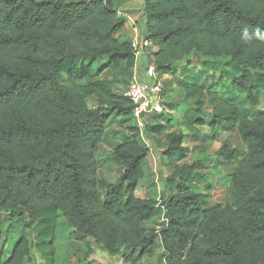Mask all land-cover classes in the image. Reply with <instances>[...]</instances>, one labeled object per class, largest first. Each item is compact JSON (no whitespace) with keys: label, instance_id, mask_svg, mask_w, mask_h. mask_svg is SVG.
Wrapping results in <instances>:
<instances>
[{"label":"trees","instance_id":"1","mask_svg":"<svg viewBox=\"0 0 264 264\" xmlns=\"http://www.w3.org/2000/svg\"><path fill=\"white\" fill-rule=\"evenodd\" d=\"M125 2L0 0V212L35 239L21 237L2 264H27L33 249L55 264L61 230L109 256L151 257L161 247L163 264H264V111L252 116L264 91V0H143L141 34L157 48L156 71L179 87L190 131L208 127L213 143L230 124L246 149L228 181L230 201L205 208L193 179L240 152L224 141L214 158L174 164L188 149L183 132H168L170 114L143 131L129 125L111 152L117 180L98 176L109 116L134 118L113 90L135 66L130 42L115 37ZM142 134L173 165L161 196L167 223L158 227L156 199L136 195L149 153Z\"/></svg>","mask_w":264,"mask_h":264},{"label":"rangeland","instance_id":"2","mask_svg":"<svg viewBox=\"0 0 264 264\" xmlns=\"http://www.w3.org/2000/svg\"><path fill=\"white\" fill-rule=\"evenodd\" d=\"M68 2H77L78 0H67ZM143 7V0H126L125 4H123L118 11L120 13H135L136 26L138 27V31L140 35H142V29L140 26V22L142 20L141 9ZM129 8V9H127ZM131 9V11H130ZM215 73V71L213 72ZM140 74L139 79L141 81L145 80V76ZM159 79L162 80L163 84V93L162 98L164 102V112L161 116H145L144 122L147 124H151L152 122H160L162 124H166V119L170 117L172 119L171 123L168 124V132H178L181 131L185 134V140L183 142V147L187 148L186 156L179 161V158L174 156V164L178 163L183 165L185 163H190L194 159H202L203 157L214 158L217 150L221 147L223 141H226L230 148L237 149L240 154L235 160L229 164H221L219 166L218 171H213L210 165H206L200 172L204 175H207V179H193V187L201 192L205 199L202 207H209L211 205L220 204L224 205L229 202V196L227 194L228 181L230 175L234 171V169L243 162V159L246 155V149L244 144L239 140V137L236 133L235 127L232 125H222L220 126V130L218 133V141L210 142V133L209 129L206 126L196 127V131L198 132V136H194V134L190 131L188 124L184 118V113L186 107L182 105L181 102V93L177 84L172 81L170 76L163 78L162 75L159 74ZM130 77L125 82L117 83L113 90L116 94L124 95L128 85H129ZM90 82V80L86 81L85 85ZM180 100V104L178 107V111L172 110L169 111L167 108L171 103H177ZM86 103L88 107L92 110L97 107V100L94 97H89L86 99ZM264 111V91H261L258 97V103L252 110V116L254 117L259 112ZM202 116L206 117V113H203ZM108 126L105 131L104 136L99 144L98 151L95 154L96 163L98 166V175L100 178H104L110 183H114L117 178L120 170L115 164L112 162L111 152L113 148L119 144L125 137L128 136L126 128L129 125L137 126L141 131L143 128L138 126V121L133 118L129 121H125L121 118H113V116H109V121L107 122ZM207 135V139L204 141ZM193 139V141H191ZM141 143L148 148L149 153L147 158L143 162V171L144 178L139 182L138 191L136 195L141 198H145L147 195H150L156 199L158 195L165 196L167 189H165V181L172 175L173 173V165L167 161L166 158L162 156V152L160 150V146H157L154 141L147 137L146 135H141L140 138ZM205 145L207 150L205 149ZM211 175V176H210ZM165 193V194H164ZM2 226H0V264L4 262L7 257L10 255L12 248L21 237L26 238L32 244L35 243L34 237L30 232H27L21 225H15L13 222H10L9 216L6 213L0 212ZM63 219H60V222L63 223ZM15 225V226H14ZM151 226V225H150ZM158 225L156 224V227ZM160 226V225H159ZM66 230H61L57 239L54 240V251H56V256L58 254H62V256H67L68 254L72 255L77 252L75 249L80 245L79 241L69 242L70 239H64L63 234ZM73 240V239H71ZM75 254V255H77ZM68 260L61 257V260L57 258L55 260V264H67ZM136 263V262H135ZM134 263V264H135ZM27 264H46L45 260L41 258L36 250H32L30 260ZM78 264V263H76ZM159 264V263H158Z\"/></svg>","mask_w":264,"mask_h":264},{"label":"built area","instance_id":"3","mask_svg":"<svg viewBox=\"0 0 264 264\" xmlns=\"http://www.w3.org/2000/svg\"><path fill=\"white\" fill-rule=\"evenodd\" d=\"M117 17L122 19V13L118 11ZM132 30L135 32L134 38L130 41L133 51L135 66L129 85L124 93L133 105V116L138 121V126L143 128L145 116H159L164 112V102L162 98L163 84L162 78L159 79V73L155 66L151 63H146L143 70L140 68V60L148 51H153L156 46L149 40L140 35L136 23L131 24ZM145 76V80L139 79L140 74ZM166 75H163V78ZM156 207L160 212L159 225L167 223L165 217V208L162 205L161 195L156 198Z\"/></svg>","mask_w":264,"mask_h":264},{"label":"crops","instance_id":"4","mask_svg":"<svg viewBox=\"0 0 264 264\" xmlns=\"http://www.w3.org/2000/svg\"><path fill=\"white\" fill-rule=\"evenodd\" d=\"M122 8H120L121 10ZM129 9V8H127ZM131 11V9H130ZM135 13H122V19L125 22V25L123 29L115 35V37L121 41V42H130L135 35V32L131 28L132 23H136L135 20ZM141 16H142V9H141ZM143 20V17H142ZM157 51V48L153 51H148L146 55L140 60V68L143 70L144 65L146 63L152 62V55ZM167 77V75H166ZM164 77V78H166ZM195 137L198 135H194ZM219 137V136H218ZM220 138V137H219ZM218 138V139H219ZM217 139V141H218ZM193 141V139L191 140ZM224 142V141H223ZM226 142V141H225ZM99 176V175H98ZM101 177V176H99ZM107 181V180H106ZM109 182V181H107ZM110 183V182H109ZM139 186V185H138ZM138 189V187H137ZM138 191V190H137ZM136 191V192H137ZM157 225H159V222L157 221ZM158 227V226H157ZM75 240H69V242H72ZM87 241V240H85ZM85 241H79L80 245L75 249V251L80 252L77 254L75 252L73 255L68 254L67 256H62V254H58L56 256L61 260V257L64 259H67V264H163L162 263V255L163 251L161 247L157 248L153 256L149 257L148 255H141L140 251H135L131 255H127L125 251H122V255H116V256H109L104 250H102L100 247L91 245L90 247H87L85 244ZM78 242V241H77ZM88 250L91 251V253L87 256ZM77 254V255H75Z\"/></svg>","mask_w":264,"mask_h":264}]
</instances>
